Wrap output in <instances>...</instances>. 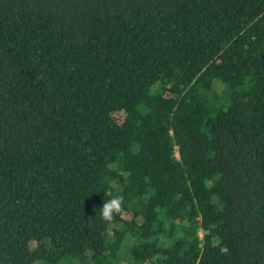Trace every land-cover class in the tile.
<instances>
[{"label": "trees", "instance_id": "obj_1", "mask_svg": "<svg viewBox=\"0 0 264 264\" xmlns=\"http://www.w3.org/2000/svg\"><path fill=\"white\" fill-rule=\"evenodd\" d=\"M0 264H264V0H0Z\"/></svg>", "mask_w": 264, "mask_h": 264}, {"label": "clouds", "instance_id": "obj_2", "mask_svg": "<svg viewBox=\"0 0 264 264\" xmlns=\"http://www.w3.org/2000/svg\"><path fill=\"white\" fill-rule=\"evenodd\" d=\"M123 204L120 197H114L103 203L100 216L105 222H111L116 216L123 212Z\"/></svg>", "mask_w": 264, "mask_h": 264}, {"label": "rangeland", "instance_id": "obj_3", "mask_svg": "<svg viewBox=\"0 0 264 264\" xmlns=\"http://www.w3.org/2000/svg\"><path fill=\"white\" fill-rule=\"evenodd\" d=\"M216 88H217V91H221L223 89V87L219 83H217Z\"/></svg>", "mask_w": 264, "mask_h": 264}]
</instances>
